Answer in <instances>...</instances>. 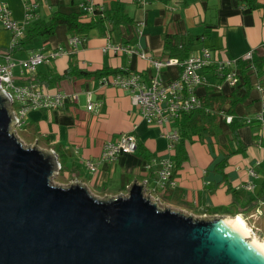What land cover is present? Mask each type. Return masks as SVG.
Here are the masks:
<instances>
[{
	"label": "crops",
	"instance_id": "crops-1",
	"mask_svg": "<svg viewBox=\"0 0 264 264\" xmlns=\"http://www.w3.org/2000/svg\"><path fill=\"white\" fill-rule=\"evenodd\" d=\"M0 1L6 2L12 18L21 22L27 3H37V18L47 20L54 11H79L80 4L87 0ZM91 1L104 9H119L132 20L106 34L97 28L90 29L85 34L86 41L76 53L62 54L49 63L40 64L32 74L20 65L16 66L13 69L15 83L23 84L33 74L49 73L52 78L54 73L63 74L71 55L82 71L110 67L137 71L145 81L153 75L164 80L172 79L178 76L179 65L166 66L156 72L149 60L150 57L181 59L172 56L170 49L165 48L166 37L172 38L171 43L184 56L198 54L203 47H208L216 59L222 60H237L264 46V5L251 9L241 0H148L144 5L135 0ZM92 14L88 13L86 20ZM140 22L144 23L141 29ZM70 36L66 25L58 24L53 34L36 36L30 42L22 43L11 55L22 60L38 50L67 46ZM108 39L143 50L147 58L136 53L103 51ZM11 46L12 33L0 23V58ZM211 67L203 71L211 85L196 88L210 113L194 112L192 119L196 132L183 142L187 158L174 174L175 185L155 191L165 204L193 214L239 215L249 227L259 230L260 233H255L264 240V231L260 227V223L264 225V197L260 193L264 180V126L256 120L247 122L264 107V82L254 69H250L248 95L234 106L235 116L246 120L236 127L238 139L235 140L226 120L231 106L229 96L234 92L242 96L246 89L242 82L232 86L225 80L217 81L214 67ZM45 87L51 91L76 93L77 98L59 108L29 111L20 131L26 132L33 143L54 150L60 166L62 164L65 168L62 174L81 180L92 193L98 196L125 193L133 181L141 182L146 178L152 186L160 157L174 158L176 152L169 150L168 139L163 135L166 127L147 123L132 103L128 89L102 85L98 78L89 75L52 79ZM88 98L93 103L92 108L87 106ZM122 132L135 134L138 141L136 151L120 154L114 161L100 162L104 142ZM242 144L245 152L228 157L223 180L221 172L213 169L214 164L222 160L224 154L240 149ZM87 160L98 162L95 172L87 168ZM146 163H151L149 169H145ZM250 168L256 175L250 173ZM228 183L235 194L227 190ZM249 183L254 185L253 188L245 186Z\"/></svg>",
	"mask_w": 264,
	"mask_h": 264
},
{
	"label": "water",
	"instance_id": "water-1",
	"mask_svg": "<svg viewBox=\"0 0 264 264\" xmlns=\"http://www.w3.org/2000/svg\"><path fill=\"white\" fill-rule=\"evenodd\" d=\"M0 88V264H264V247L229 215L160 206L133 181L94 195L57 185L54 150L25 144Z\"/></svg>",
	"mask_w": 264,
	"mask_h": 264
},
{
	"label": "built area",
	"instance_id": "built-area-1",
	"mask_svg": "<svg viewBox=\"0 0 264 264\" xmlns=\"http://www.w3.org/2000/svg\"><path fill=\"white\" fill-rule=\"evenodd\" d=\"M138 4L144 5L148 0H135ZM37 3H27L25 5V15L21 22L12 18L11 10L7 3L0 1V23L12 33V45L20 39L27 26L37 18ZM83 11L93 13L95 9L103 10L104 7L95 6L91 0L80 4ZM140 29L144 26L143 22L139 23ZM141 32V30L139 31ZM86 41L84 35H71L68 38L67 46L58 45L47 50H38L32 52L28 57L18 60L9 53H4L0 58V88L3 89L10 97L11 108L15 116L14 127L20 130L25 115L33 109H54L65 105L67 101H74L77 98L76 93H66L64 91H51L46 89L42 84L30 80L23 84L15 83L13 69L20 65L24 71L29 74L35 72L38 65L49 63L62 54L76 53L80 46ZM103 51H112L114 53H136L141 57L147 58L145 51H139L132 46L123 43L111 42L109 39L103 46ZM252 52L246 53L243 60L250 61ZM153 68L159 72L166 66L179 65L180 72L177 77L172 79H161L157 75L150 77L148 81L143 79L141 73L137 71L123 70L121 72L103 75L99 77V83L102 85H114L124 87L129 90L132 103L138 108L141 116L147 123L166 127L163 135L168 139V148L175 151L180 140V131L177 126L178 120L183 114L201 110L204 113H210L209 107L205 105L204 98L197 92L196 88L202 85H211L209 79L203 73L206 68L214 67L215 75L219 81H227L230 85L235 86L239 79V70L237 60L216 59L212 49L203 47L198 54H191L184 59L178 58H149ZM211 67V68H213ZM89 108L93 103L88 98ZM231 116H226L230 121ZM256 120L264 126V107L253 118H248L247 122ZM138 141L134 133L122 132L117 134L114 139H108L104 142L99 156V161H114L120 154L136 151ZM86 166L91 172H95L98 162L91 160L86 161ZM145 169L151 167V163L144 165ZM174 161L171 156H162L158 161L154 184L149 186L148 179H144L146 191L151 193L158 187L175 185L173 176ZM250 173L256 175L254 169L250 168ZM247 188H253V184L245 185Z\"/></svg>",
	"mask_w": 264,
	"mask_h": 264
},
{
	"label": "trees",
	"instance_id": "trees-1",
	"mask_svg": "<svg viewBox=\"0 0 264 264\" xmlns=\"http://www.w3.org/2000/svg\"><path fill=\"white\" fill-rule=\"evenodd\" d=\"M246 6L249 8H256L264 5V0H241ZM79 11H73L70 13H63L60 11H54L51 13L50 17L47 20H41L36 18L34 21H32L26 29L25 35L23 38L18 39L9 49H7V53L12 54V52L15 49L20 48L19 46L24 42H30L32 38L36 36H42L47 37L54 33L55 28L58 24H65L67 27V31L70 35H84L92 28H97L101 33L106 34L111 31V29L116 28L120 24H125L131 21L130 17L119 9H103L99 10L98 8L93 11V14L90 16L88 20H86L88 14L79 7ZM170 39V41L168 40ZM173 42L171 37H166L165 39V48L170 49V54L172 56H179V58L184 59L187 56H184L183 54H180L177 52L179 49L176 45L172 44ZM237 66L239 68L240 73V81L235 85L237 86L240 82H242V85L246 89V93L242 96H239L237 93H233L230 97V108L227 110V114L231 116L230 121H228V126L231 130V134L233 139L237 140V133H236V127L238 124H244L246 123V120H242L239 117L235 116L234 114V106L236 103H238L240 100L245 99L247 97L248 92L251 88V83L249 80L248 72H250V69H254L256 74L260 77H262V80L264 82V46H262L259 49H256L253 52L252 59L250 61L243 60L242 58L237 59ZM123 69H111L110 67H104L100 70L96 71H82L79 68H77L76 63L74 62V55H71L70 64L68 68L65 70L63 74L54 73V78H52L49 73H46L47 75H37L33 74L32 76H29V81L34 80L44 86L51 83L52 79H61L63 77H69L72 75L76 76H93L95 78H99L103 75H109L117 72H121ZM217 81H219V77L217 75L214 76ZM227 97H224L226 99ZM194 112L186 113L181 116V118L178 120V129L180 131V140L177 144L175 155L173 158L174 161V168H173V176L178 168H180L182 162L186 160V150L183 146V142L186 139H190L193 132H196L194 130V120L192 119V115ZM239 142V140L237 141ZM244 144H242V147L240 149L236 148L234 150H231L230 152L224 154L223 159L219 162L215 163L213 166V169L217 172H221L223 180L225 179V172L223 171L227 159L230 155L241 152L244 153ZM142 153V149L140 150ZM63 170L65 168L61 164L60 173H63ZM227 190L235 194V191L232 189L231 185L227 184ZM261 197H264V180L261 184L260 189Z\"/></svg>",
	"mask_w": 264,
	"mask_h": 264
},
{
	"label": "rangeland",
	"instance_id": "rangeland-1",
	"mask_svg": "<svg viewBox=\"0 0 264 264\" xmlns=\"http://www.w3.org/2000/svg\"><path fill=\"white\" fill-rule=\"evenodd\" d=\"M16 131V133H17V135L22 139V141L25 143V144H31V143H33V141H31V137H29L28 136V134L26 133V132H24V131H20V130H15ZM59 172H60V170H59ZM54 183H56L57 185H65V184H68L71 180H73V179H71V176H64L62 173H58L57 175H56V177H54ZM162 190V188L161 187H158L157 188V191L159 192V191H161ZM149 191H146V193L147 194H149V195H151L152 196V198L153 199H155V200H157V202L159 203V205L160 206H168V207H171V208H174V209H180V210H183L185 213H190V212H188L187 210H185V209H183V208H180V207H178V206H172V205H168V204H165L162 200H161V198H160V196L157 194V192L153 189L152 191H151V193H148ZM94 194V193H93ZM94 195H96V194H94ZM193 214V213H192ZM194 215V217L195 216H197V217H199V216H201V215H203V214H200L199 215V213H197V214H193ZM260 227L262 228V230L264 231V225H261V223H260ZM254 231L256 232V233H260L259 232V230H256L255 228H254ZM263 236V235H262Z\"/></svg>",
	"mask_w": 264,
	"mask_h": 264
},
{
	"label": "bare ground",
	"instance_id": "bare-ground-1",
	"mask_svg": "<svg viewBox=\"0 0 264 264\" xmlns=\"http://www.w3.org/2000/svg\"><path fill=\"white\" fill-rule=\"evenodd\" d=\"M233 218L236 219V220H238V221H239L244 227H246L247 230L249 231L250 235H252V236L254 237V239H255L260 245H262V246L264 247V240H263L262 238H259V237L257 236V234L255 233V231H254L251 227H249V225H247V223L245 222V220H244L241 216L237 215L236 217L233 216Z\"/></svg>",
	"mask_w": 264,
	"mask_h": 264
}]
</instances>
